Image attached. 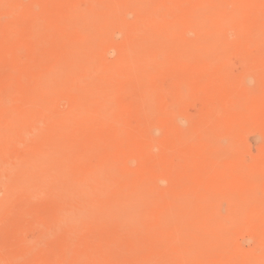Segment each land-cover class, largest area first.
<instances>
[{
  "label": "rangeland",
  "instance_id": "1",
  "mask_svg": "<svg viewBox=\"0 0 264 264\" xmlns=\"http://www.w3.org/2000/svg\"><path fill=\"white\" fill-rule=\"evenodd\" d=\"M109 2L111 4V7L107 9L106 7H108V5H104L109 4ZM112 2L116 4L114 5L116 10L118 9V6L121 5V3L122 7L120 6V9L117 11H115V8L113 7L114 9L112 12ZM117 2H119V5H117ZM131 2H134V4L132 3V5ZM201 2H203L204 4ZM143 4L145 6H143ZM98 5H102L104 9L102 7L101 9L100 7H98ZM123 6H125V9L128 10H130L129 6H131V11L125 10ZM94 7H97L98 9ZM143 7H145V9ZM213 8L214 10H212ZM240 8L242 9V12ZM123 9L125 10V12ZM120 10L123 14L120 12ZM97 11L98 14H100V12L102 11L110 12L108 18L104 17V20L102 19V22H107V19H109L108 24H104L106 29H111L109 27H111L110 22L113 21L111 20L112 18L117 17L114 19V21L118 20L115 21L118 23H112V27L116 25L115 27H117V30H115V27L111 29L110 31H112L113 34L107 32L108 29L107 31L105 30L107 34H110L111 36L103 33L96 37V39L98 38V41L95 38L90 39L91 37L89 38L86 30L83 29V26L84 28H86L85 25L87 27H96V29H99V27L103 28L102 22H100L101 24L94 23V19L97 16ZM114 11L117 13H114ZM219 11L223 13L228 12V14H222L221 17V13H218ZM193 12L196 13V16L198 18L194 16L195 13L193 14ZM80 13L83 16L80 15ZM213 13L219 15L218 18L221 17L224 21L226 20L224 24L227 26L230 24L231 28H229V26L220 27L218 25L219 20L217 19V15H214ZM230 13L231 16L229 17L228 15H230ZM119 14L122 15L118 16ZM240 14L242 16V19H240ZM187 15L189 16V18L187 17ZM85 16H88L89 20L90 18L91 20L89 21L88 18V21L86 20V18L82 20V18ZM193 16L196 17L194 18V21L192 18ZM200 16L201 18L206 16L204 19H207L206 22L208 23L213 20V23H210L212 26H210L209 24L207 25L210 26V30L211 27L212 30L215 28L216 32L214 30V32L212 30L210 31L208 29L209 27L204 24L206 23L204 22V20L201 21L202 23H200ZM226 16L229 17V20ZM209 17L211 20L209 19ZM185 19L186 24H189V21L190 24L191 22L193 24L195 23V29H193L194 27H192L193 24L192 26H190L189 24V27H185L186 24L185 26L183 24L185 22ZM84 20L87 21L85 25ZM214 20L218 21L215 23ZM223 20H220V22L223 23ZM235 22L243 23L241 24L243 25V27L240 26L239 23V28L242 27V30L240 29L241 32L239 31L238 25H235ZM78 23L82 26V30L79 29L80 26L76 28V26H78ZM91 23H94L96 26L94 24V26L91 25ZM201 24H203L202 26L205 25L207 32L204 30L205 27H203L204 31L202 30ZM106 25H108V27ZM196 25L199 28L198 30H196ZM221 26H223V24ZM234 26H236V28ZM220 28H223L222 30H225V32L221 33L223 31ZM218 29L219 32L217 33ZM118 30L120 32H118ZM121 30L123 32H121ZM200 30H202L204 34L203 32H200ZM235 30H238L237 32L241 34H237ZM201 33V38H204V41L207 43V45L210 46V48L206 47V43L201 44V41L203 42V39L198 36ZM214 33L216 38V35L224 34V37H219L218 35L217 38V40H222L220 41V43L222 42L221 45L224 43V47L220 45L222 51H218V55L215 52L217 51L216 48H218V50L221 49L219 47V43L217 44V42L219 41L214 39L217 41L214 42L213 38L215 37H212L211 41V36H214ZM225 33L229 34L226 35ZM84 35L85 37L87 36L86 40L84 38ZM207 36H210L208 37L209 42H207ZM231 37L232 39L234 37L236 38H234L232 41ZM224 38L226 39V41H224ZM190 39L191 43H189ZM192 39L195 40L194 43ZM88 40L92 44L89 43ZM187 40L190 45L186 44ZM131 43L133 45H131ZM127 45H129V48L127 47ZM191 45L193 48L191 47ZM133 46L135 49L133 48ZM137 46L139 47V49H136ZM186 46H188V48ZM259 46V49H261L260 51L257 50ZM183 48H187L189 50H187L188 53ZM255 48L257 51L255 50ZM200 49H202L201 51H203L204 54L206 53L208 55V53L211 52L210 54L212 55L210 56L209 54L208 56H206L205 54L206 57H204V54L200 52ZM206 49H208L209 51L206 52ZM212 49L214 50L212 51ZM127 50L130 53L127 52ZM134 50L136 51V53ZM132 52H134L135 54ZM199 52L200 54H198ZM219 54L220 59H223L222 61L220 60V62L217 58L219 57ZM199 55L201 56L203 62L200 59ZM212 56L214 59L211 58ZM249 57L251 63H249L248 61ZM196 59L199 63L195 62ZM216 60L218 61L216 62ZM106 61H108V63H104ZM90 63V66L92 67H89L88 70V66ZM213 63L215 64V66H213ZM100 64L103 66H101ZM210 64L212 67H208V65ZM250 64L251 67L253 66L252 69L250 68L251 70L248 69L250 67L248 65ZM113 65L115 66V68L113 67ZM200 66L203 68H201ZM84 67H86V70L84 69ZM221 67L223 70H221ZM94 68L95 70H93ZM149 68H151V70ZM246 69L250 70L252 73ZM84 70L86 71V73H88L89 71V77L88 75L86 76ZM224 70H226L227 72ZM229 70L230 72H228ZM211 71H214V73L212 72L211 74ZM255 71L256 73H258L256 74ZM222 73L224 76H226L227 74L229 75L224 77ZM244 73L246 76L244 75ZM95 75L96 78L94 79ZM61 76L64 79L63 82L60 78ZM63 76H65V78ZM232 76H234L238 81ZM59 78L61 80H59ZM60 81L63 84H60ZM48 82L51 85H53L52 83L56 82L53 86H56L57 90L56 88L51 87L49 84H47ZM237 82L238 84H240L238 85ZM45 83L47 84V87ZM84 83L85 86L82 85ZM43 85L46 87L45 89ZM60 85L61 91L59 90ZM190 85H192V87ZM231 85H235L236 87ZM262 86L264 87V0H0V126H3L0 127V264H146V262L147 264H156L157 262V264H173L174 261L176 264H181L182 262V264H192V261H194V259V264H200L202 260L208 262H205V264H218V262L219 264L223 262V264H245V259H250V256L252 258L249 261H253V259L256 260V256L264 260V254L262 253L264 252V228L261 229L259 225L255 226L260 231V236L258 235V233H256L257 236H255L256 234L253 233V231L248 234V232L246 233V230H244V226L246 224L245 222L248 221V219L246 218L251 217V214L253 213L252 208H254V206H251V202H249V195L253 196V193H250V189L254 188L253 190H255V186H257V188L259 187L260 189H256L254 191L255 194L256 192H258L257 194H259L261 186L262 184H264V157H261L264 155V142H262V138L264 137V126L261 127V125H263L264 123V88H262ZM232 87L234 88L233 90ZM239 87L241 88V90H239ZM52 88L53 91L51 93L49 90H52ZM249 88L251 89V92ZM256 90H258V92H256ZM101 92L103 93V96ZM259 92L261 93L259 94ZM234 93L236 97L235 95H232ZM248 93L251 94L248 95ZM148 94H152L150 95L151 97L148 96ZM180 95L182 97L183 95L186 97L188 95L189 97L186 98V100L188 99L191 102V105L188 100L187 101L189 103H187V101L182 102L181 100H183L185 97L181 98ZM240 95L241 97H239ZM36 97H38L39 101ZM110 97L112 98L109 99ZM190 97L194 99L191 100ZM43 98L44 102L48 101L46 105L42 104ZM95 99L97 101H95ZM195 99L196 102H194ZM92 101H95V103H92ZM198 101H201V103H199ZM144 102L146 104H144ZM178 102L180 103V105H178ZM243 103H245V105ZM38 105L40 106V108ZM31 106L34 113L32 111V108H30ZM34 106L37 110L34 108ZM215 107L219 109H216ZM225 107L229 110L225 109ZM27 108H29L30 110ZM215 109L216 113L215 111L212 112V110ZM248 109H250L251 111H248ZM18 111L22 112L19 113ZM175 111L177 112L175 113ZM227 111L230 113H228ZM233 111H235L237 114ZM24 112L28 115L22 114ZM211 112L213 113L212 116L210 114ZM238 112L242 114H239ZM227 114L231 115L228 116ZM184 115L187 119L184 117ZM241 115L242 117H244L242 118ZM221 116L222 118H220ZM236 116L238 120L236 119ZM65 117L67 119L70 117L71 119L69 118L68 121L67 119H65ZM112 117H114V119H112ZM172 117H178L179 119H175L178 123H175V120ZM240 117L242 118V120ZM20 118L22 119L19 120ZM81 118H83L84 120L81 121ZM85 118L87 120H85ZM154 118L155 121H152L154 120ZM227 118H229L230 120ZM170 120H172L171 122L175 124H172ZM221 120L223 121L221 122ZM167 121L170 127H168ZM194 123H197L198 126ZM237 124L239 126L238 128ZM240 124H242V126ZM226 125L229 126L227 127ZM234 125L236 126V129L233 128ZM203 126L206 128H204ZM181 127L184 129H182ZM198 127L201 129H199ZM240 127L242 129H240ZM173 128L175 130H173ZM178 128H180L181 130H178ZM230 128H232L233 130ZM211 130H216L213 132L217 133V136L216 134L214 135ZM234 131L235 133H237L236 135L234 134ZM240 132L242 133L240 134ZM154 133L155 135H153V137L155 139L151 136V134ZM188 133L191 135H189ZM223 133L225 136H223ZM182 134L183 136L185 135V138L182 136ZM4 135H7L8 139ZM123 135H125V137ZM261 135L263 136L261 137ZM169 137L171 139H169ZM202 138L204 140H202ZM185 139L188 144L186 143ZM187 139L190 141H188ZM194 139H196L197 141ZM215 140L219 142L215 144V142H217ZM163 141L165 143H163ZM242 141L244 144H246L245 146ZM247 141L249 142V145ZM259 142H261L260 145ZM211 143L213 145L215 144L214 147L212 146V149L210 146ZM234 143H236L238 147L234 145ZM195 144H197V146ZM247 145L248 147H246ZM225 147L229 149L226 150ZM233 147H235L236 150L235 148L233 149ZM205 149L207 150V152ZM232 149L233 151L235 150V156H232ZM167 152L169 155L167 154ZM213 156H216V158ZM218 157H222L223 159L220 158V160ZM180 158L182 160H180ZM211 160H213L214 163H212L213 161ZM16 162H20V167L17 166L19 163ZM157 163H159V165H157ZM225 163H229L228 166ZM194 164L197 166H195ZM221 165L224 166V169ZM16 166L18 167V170ZM155 166L159 168H155ZM181 166L184 167L183 169L185 170H182ZM207 166H209L210 168ZM205 167H207V169ZM13 168H15L16 171L13 170L15 172L11 171V169ZM246 168H249V170L251 169L250 173L252 172V174H250L248 172L249 170ZM186 169L190 171H187ZM225 170L227 171V173ZM229 170L230 173L228 172ZM206 171L207 173L205 174ZM210 171L212 173H210ZM253 171H255L254 174ZM158 172L160 173V175ZM242 172H244L243 177H241L243 175ZM261 172L263 173L261 174ZM12 174L14 176H12ZM188 174L190 176H188ZM247 174L251 175V177H254V179L250 178L248 180L250 176H248ZM173 175H175V177ZM218 176H220V178ZM187 177H190V179L188 180ZM184 178H187V180H185ZM183 180L184 184L188 183V185H183ZM85 181H87L86 184ZM260 181H263V183H260ZM215 182H218V185ZM221 182L223 183L220 184ZM212 183L214 185H212ZM252 183L256 185L252 187ZM189 184L191 187L189 186ZM247 184L248 186L252 184V186L248 187ZM137 185L140 186L138 187ZM194 185H196L195 187H197L198 189L195 188ZM207 187H209V189H207ZM214 187H216V190ZM227 187L229 188L228 191L227 189H225ZM149 188L150 190H148ZM211 188L213 189L211 190ZM141 189L143 191H141ZM144 189L146 190V193ZM203 189L205 190V192L203 191V195H201V191ZM206 190H208L209 193H207ZM123 191H125L127 194ZM151 191H154L156 194ZM211 191L212 193H210ZM239 191H241V193H239ZM141 192L145 196H147L148 199L144 195L142 196ZM232 193H234V195ZM177 194L180 195L181 198H176L178 196ZM204 194L209 195L205 196ZM240 194H242V196ZM237 195H240L242 197L240 198L238 196L240 198L241 204H237V202L239 203V198L237 197ZM259 195L263 196L264 193H260ZM162 196L164 198H162ZM199 196L202 199L203 197H205L204 199H206L203 202H200L203 203V205H201L200 203L198 204V202L200 201V199H198ZM212 196L213 198H211ZM189 197H192L193 199H188ZM244 197L247 200L245 202ZM263 197H257L256 203H259L261 200L263 202L261 203L263 207H260L264 210ZM178 199L181 200V204H184V206H180L181 204ZM225 199L226 201H224ZM234 199H237V202L234 201ZM176 200L179 201V203ZM121 201L125 202L123 204L124 208ZM171 201L175 203L177 202L178 204L172 207L175 203H172ZM189 201L191 203L197 202L195 203L197 208H193V210L195 211L197 209L195 213L201 212V217H198L199 219L203 218L201 222L206 221L203 222V224L205 223V225H203L204 227L206 226V223L208 224V221H212V219H210L211 216L216 218V216L218 215L216 221L220 220V222L224 218V223H222V220L221 223L217 222L218 224H220L218 226L216 222L214 224L212 223L213 225H207V231L211 230V232H214L211 234V232L209 231L210 234H208V232L207 237L204 236V234H202L203 232L201 231L205 232V228H203L200 220L198 221V218L197 220L195 219V213L193 214L192 212H190L192 210V207L189 205L193 206V204L187 203ZM211 201L212 205L215 207H217L216 204L219 202L218 207H221L222 205V211H220L218 207L216 208V212L214 210H211ZM246 202H248V204ZM208 203L210 204L208 205ZM230 203L234 207L237 204L236 208H241V206L243 207V205H249L250 207L248 206L246 208L244 206L246 208V211L243 207L242 209L245 212L242 209V211L239 209L240 211L237 210L236 215V212L233 213L232 211L234 209L232 206V210H230ZM187 204L189 207H191V209L188 208L190 209V211L187 210L186 212L191 214V216H187L188 213H185V210H183L184 208L186 209V207H188ZM254 204L255 203L252 202V205ZM199 205L201 207H198ZM204 205H208L206 206L207 208H205ZM133 206L135 207V211L137 210L138 213H134V210H132L133 212L130 211ZM115 207L116 209L119 208L117 213H115L114 211ZM128 207L130 209L127 210ZM224 207L226 208V210ZM249 208L251 209V211H248ZM208 209L211 210V212ZM121 211L123 213H121ZM176 211H178V213ZM179 211L183 212V214L181 212L179 214ZM238 211L240 212V214L243 213L242 215L244 216L250 214L244 217V223L240 219L239 220L241 222L238 219L234 218L237 216L238 218L240 217L243 219V216L239 215ZM141 212H143L144 215L143 213L141 214ZM165 212H167V214ZM173 212H176L177 215ZM207 212L208 215L206 216L208 217L204 215V213L207 214ZM246 212L248 213L244 214ZM164 213L166 217L164 216ZM106 214H108L109 216L107 217ZM113 214H117L116 217H119V220L117 218L112 219V217H114ZM132 214H134V216ZM192 214L194 216H192ZM172 215H174V219H176L175 215L177 217H179L178 215H181V217L187 216V219L182 217L183 223L185 224L181 223V226L183 225L184 228L187 229V231H189L191 234L188 235L189 232H186V230L184 232H186L185 234H187V237L182 234L181 231H183V226H180L182 218L177 219L179 223L178 227H172V225H170V223H173L170 221L174 220L173 218V220L171 219ZM131 216H133L134 218ZM137 216L139 217L138 219L135 218ZM219 216L224 217L219 219ZM226 216L229 217L226 218ZM106 217L108 218V220ZM124 217L127 218L125 219V221H123ZM169 218L171 220H169ZM138 220H140V222ZM167 220H169L170 223H167ZM175 223L177 225L176 220L174 221V225ZM237 223L239 224L238 226L240 231H238V229L234 230L235 227L238 228ZM250 223L247 224L253 226L257 222L255 221V224L253 222L252 224ZM167 224L170 226L168 227ZM232 224L236 226L233 228ZM247 224L246 226L250 228V226ZM197 225V230L200 232H196L199 233L197 235V238H199L201 234V239L199 238L201 241L199 239L195 240L196 233L192 230L193 227H195L196 229ZM222 225H224L225 228ZM139 226H141V229L139 228ZM199 226L201 228V231L199 230ZM209 226H211V228H207ZM216 226L218 229L216 228ZM190 227H192V229ZM242 227L244 228L242 229ZM255 227L252 230H255ZM126 228H130L134 231L131 232L130 229L127 230ZM177 228H179V230ZM248 228L247 231L250 230ZM176 230L180 231L181 234H178L179 232ZM172 231H176L177 233H172ZM227 231L231 232L228 234L226 233V237V234H224V232ZM234 231H238V235L236 233L234 235L235 240L233 236ZM142 232L144 236H142ZM215 232L217 233V237L215 235ZM170 234L172 235L170 236ZM174 235L178 240L176 239V237H174ZM191 235H193V237H191L192 239L190 238ZM214 235L216 237V240L214 239ZM222 237L224 238V241L223 239L221 240V242L218 241ZM179 238H181L182 240ZM186 238H188L189 240H187ZM190 239L192 240V242H190ZM204 239H207V242ZM229 239H231L230 241L232 242H230ZM252 239L254 240V242ZM158 240H160V242ZM180 240L184 241L185 245L181 243ZM193 240L196 242V244L194 245L196 246V248L193 246V244L195 243ZM214 240L215 243H213ZM137 241L139 242L137 243ZM185 241H187L188 244ZM208 241L210 242V246H213L211 242L214 244V249L213 247L209 246V252L206 253L208 249L204 247H206V245L208 246ZM227 241H229L230 243H228ZM233 241L235 242L233 243ZM142 242H146V244H143ZM219 242L222 244H219ZM256 242L258 243V245H260V247L256 245ZM198 243L200 245H198ZM224 243H226L227 245L225 246ZM231 243L232 246L234 244V249L230 245ZM242 243L245 247L241 245ZM201 245L203 246V250L201 249ZM222 245H224L225 247ZM161 246L162 248H160ZM227 246H229L230 248ZM257 246L258 248H256L255 250V247ZM191 247H193V250H191ZM218 247H220V249ZM221 247H224L222 249H224L225 252H221ZM210 248H212L213 250H211ZM216 248L219 249L217 250L218 252H216ZM179 249L181 251H179ZM228 249H231V252L235 251L236 254H234V252L231 254L230 252L231 255L234 254L233 257L235 258H232V256L229 255ZM93 252H95V254ZM253 252L256 254H254ZM164 254L167 258L164 256ZM238 254L242 256L245 255V259H243L242 261L241 258L243 257H241L240 259L237 258L236 255ZM160 255H162V257H159ZM204 255H208L207 258ZM254 256L255 258H253ZM91 258L93 259L91 260ZM94 258H97V261ZM199 258L201 260H199ZM149 259H151V263H149ZM221 259L224 260L222 261ZM260 259H258L257 261L262 264L264 261L260 262ZM204 261H202V263Z\"/></svg>",
  "mask_w": 264,
  "mask_h": 264
},
{
  "label": "bare ground",
  "instance_id": "2",
  "mask_svg": "<svg viewBox=\"0 0 264 264\" xmlns=\"http://www.w3.org/2000/svg\"><path fill=\"white\" fill-rule=\"evenodd\" d=\"M22 1H23V0H22ZM204 2H206V1H204ZM123 3H124V2H123ZM125 3H126V2H125ZM132 3L134 4V2H131V4H132ZM201 3H203V2H201ZM133 4H132V5H133ZM138 4H139V3H138ZM144 4H145V3H144ZM144 4H143V6H145ZM147 4H148V3H147ZM203 4H204V3H203ZM205 4H206V3H205ZM22 5H23V4H22ZM94 5H96V4H94ZM107 5H108V7H106L107 9H108L109 7H111L110 2H109V4H105L104 6H107ZM109 5H110V6H109ZM114 5H116V4L112 2V9H111L112 12H113V9L115 8ZM117 5H119V2H117ZM125 5H127V4H125ZM120 6L122 7V3H121V5L118 6V9H117V10L120 9V8H119ZM136 6H137V5H136ZM147 6H148V5H147ZM98 7H100V8L102 7V8H103L102 5H101V6L98 5ZM113 7H114V8H113ZM123 7H124V9L126 8L125 6H123ZM127 7H128V6H127ZM129 7H130V8H129L130 10H128V9H125V10H127V11H131V6H129ZM141 7H142V6H141ZM151 7H152V6H151ZM157 7H158V6H157ZM213 7H214V6H213ZM94 8L98 9L97 7H94ZM100 8H99V9H100ZM102 8H101V9H102ZM133 8H135V7H133ZM143 8L145 9V7H143ZM143 8H142V9H143ZM101 9H100V10H101ZM103 9H104V8H103ZM124 9H123V10H124ZM139 9H140V8H139ZM147 9H148V8H147ZM237 9H238V7H237ZM111 10H109V11H111ZM117 10H116V8H115V11H117ZM121 10H122V9H121ZM121 10H120V12L122 13ZM125 10H124V12H125ZM133 10H134V9H133ZM152 10H153V8H152ZM152 10H151V11H152ZM212 10H214V8H213ZM215 10H216V8H215ZM221 10H222V8H221ZM231 10H232V9H231ZM240 10H241V12H242V9H241V8H240ZM105 11H106V10H105ZM105 11L100 12V14H98V11H97V16H98V17L95 15V16H96V18L94 19L95 22H94V21H92V22H94V23H96V24H99L100 22H102V19L104 20V17H107V18H108V15H109L110 12H105ZM115 11H114V13H117V12H115ZM195 11H196V10H195ZM225 11H226V8H225ZM196 12H197V11H196ZM214 12H215V11H214ZM223 12H224V10H223ZM223 12H221V11L218 12L219 14L221 13V14H220L221 17H222V14H226V13L228 14V12H226V13H223ZM230 12H232V11H230ZM75 13H76V11H75ZM82 13H83V12H82ZM190 13H191V12H190ZM194 13H195V12H193V14H194ZM211 13H212V12H211ZM122 14H123V13H122ZM122 14H121V15H122ZM124 14H125V13H124ZM128 14H129V13H128ZM213 14H214V13H213ZM215 14H216V13H215ZM215 14H214V15H215ZM80 15H82V14L80 13ZM89 15H90V14H89ZM121 15L119 14L118 16H121ZM166 15H167V13H166ZM185 15H186V14H185ZM216 15H217V14H216ZM255 15H256V14H255ZM82 16H83V15H82ZM115 16H117V15H115ZM194 16H196V13H195ZM194 16L192 17V18H193V21H194V18L197 17V16H196V17H194ZM203 16H204V15H203ZM208 16H209V14H208ZM218 16H219V15H217V19L219 20V24H218V23H217V24H218L220 27H225V26H227V25L224 24V22H226V20L224 21L223 18H221V17H219V18H220V19H219ZM228 16L230 17V16H231V13H230V15H228ZM232 16H234V15H232ZM113 17H114V15H113ZM187 17L189 18L188 15H187ZM205 17H206V16H205ZM205 17L201 18V16H200L201 19L199 18L200 21H199V20H198V21H199L200 23H202L201 21H203V20H204V22H206L207 19H204ZM213 17H216V16H213ZM226 17H227V16H226ZM229 17H227L228 20H229ZM238 17H239V16H238ZM84 18H86V20H87L88 16H87V17H86V16L83 17L82 20H83ZM110 18H111V16H110ZM115 18H117V17H115ZM115 18H112V19H111V20H113L112 22H110V26H111V27H109V28H111V29H113V28L116 26V25H114V27H112V23L115 22V21H118V20H115V21H114ZM197 18H198V17H197ZM207 18H208V17H207ZM232 18H233V17H232ZM232 18H230V19H232ZM234 18H235V17H234ZM70 19H71V18H70ZM209 19H210V17H209ZM214 19H216V18H214ZM224 19H225V18H224ZM238 19H239V18H238ZM240 19H242L241 14H240ZM82 20H81V21H82ZM88 20H89V18H88ZM88 20H87V21H88ZM90 20H91V18H90ZM90 20H89V21H90ZM107 20H108L107 22L105 21L106 23H105V22H102V23H103V28L99 27V29H96V27L93 28V27H89V26H88V27H89V28H88V27L85 25V24L87 23V21L84 20V21H85V22H84V25H85L86 28H84V26H83V29L86 30L87 35L89 36V38L91 37L90 39H94V38L96 39L97 36H99V35H101V34H103V33H105V34H107V32L112 33V31H110L111 29H108V28H107V29H108V31H107V29H106V27H105V25H104V24H108L109 19H107ZM188 20H189V19H188ZM188 20H187V21H188ZM210 20H211V19H210ZM218 20H216V21L214 20L215 23H216ZM220 20H221V21L223 20V23H221ZM235 20H236V19H235ZM127 21H128V20H127ZM195 21H196V20H195ZM212 21H213V20H212ZM212 21L210 22L211 24L213 23ZM230 21H231V20H230ZM237 21H238V20H237ZM240 21H241V20H240ZM204 22H203V23H204ZM88 23H89V22H88ZM94 23H91V25H93ZM115 23H118V22H115ZM210 23L206 22V23H204V24H205V25L209 24L210 26H212ZM230 23H231V22H230ZM235 23H236V22H235ZM239 23H240V26L243 27V25H241V24H243V23H242V22H239ZM239 23L237 22V23L235 24L236 26L238 25V28L240 27V26H239ZM100 24H101V23H100ZM183 24H184V26H185V24H186V19H185V22H184ZM187 24H188V23H187ZM187 24H186L185 27H187V26L189 27L190 21H189V24H188V25H187ZM192 24H193V23L191 22L190 26H192ZM222 24H223V26H221ZM94 25H95V24H94ZM94 25H93V26H94ZM123 25H124V24H123ZM123 25H122V27H123ZM202 25H203V24H201V26H202ZM205 25L201 27L202 30H203V27H205ZM214 25H215V24H214ZM214 25H213V26H214ZM233 25H234V24H233ZM79 26H80V27H79ZM95 26H96V25H95ZM100 26H102V25H100ZM106 26L108 27V25H106ZM119 26H121V25H119ZM194 26H195V23L193 24L192 27H194ZM210 26L207 25V27H209V28H208L209 30H210ZM228 26H229V28H231V27H230V24H229ZM228 26H227V27H228ZM236 26H234V27L236 28ZM258 26H259V25H258ZM78 27H79L80 30H82V29H81L82 26L79 25V23H78V26H76V28H78ZM104 27H105V28H104ZM124 27H125V26H124ZM192 27H190V28H192ZM196 27H197L196 30H198L199 28H198L197 25H196ZM242 27H241V28H242ZM250 27H251V26H250ZM76 28H75V29H76ZM100 28H101L102 30H101ZM115 28H116L115 30H117V27H115ZM118 28H119V27H118ZM213 28H214V27H213ZM235 28H232V29H235ZM241 28H239V31H240ZM260 28H261V27H260ZM122 29H123V28H122ZM193 29H195V27H194ZM220 29L222 30L223 28H220ZM224 29H225V28H224ZM232 29H231V30H232ZM105 30H106L107 32H106ZM202 30H200V32H203L204 30L206 31V27L204 28L203 31H202ZM211 30H212V27H211ZM211 30H210V31H211ZM213 30L215 31V28H214ZM213 30H212V31H213ZM221 30H220V31H221ZM226 30H227V29H226ZM241 30H242V29H241ZM243 30H244V29H243ZM214 31H213V32H214ZM222 31H223V30H222ZM235 31H236V30H235ZM237 31H238V30H237ZM237 31H236V32H237ZM244 31H245V30H244ZM246 31H247V30H246ZM257 31H258V30H257ZM257 31H256V32H257ZM115 32H116V31H115ZM115 32H114V33H115ZM118 32H120V31L118 30ZM121 32H123V31L121 30ZM206 32H207V31H206ZM215 32H216V31H215ZM218 32H219V29H218L217 33H218ZM224 32H225V30H224L223 32H221V33H224ZM229 32H230V31H229ZM240 32H241V31H240ZM79 33H80V32H79ZM197 33H199V32H197ZM253 33H254V32H253ZM105 34H104V35H105ZM112 34H113V33H112ZM115 34H116V33H115ZM203 34H204V32H203ZM206 34H207V33H206ZM225 34L227 35V34H229V33H225ZM237 34H241V33H238V32H237ZM237 34H236V35H237ZM78 35H79V34H78ZM107 35H110V34H107ZM201 35H202V33L199 34L198 36H200V38H201ZM213 35H214V36H211V41H212V37H215V33H214ZM218 35H219V34H218ZM218 35H216L217 38H218ZM226 35H225V36H226ZM110 36H111V35H110ZM220 36L224 37V34H223V35L220 34L219 37H220ZM254 36H255V35H254ZM86 37H87V36H86ZM86 37H85V35H84L85 40H86ZM92 37H93V38H92ZM196 37H197V36H196ZM208 37H210V36H207V38H208ZM241 37H242V36H241ZM260 37H261V36H260ZM84 38H83V39H84ZM217 38L215 37V38H213V40H214V39L217 40ZM234 38H236V37H234ZM234 38H233V39H234ZM237 38H238V37H237ZM243 38H244V37H243ZM90 39H89V40H90ZM194 39H195V38H194ZM194 39H192L193 43L195 42ZM198 39H199V38H198ZM198 39H196V40H198ZM201 39H203V42L200 40V41H201V44H202V43H206V42L204 41V38H201ZM231 39H232V37H231ZM233 39H232V41H233ZM238 39H239V38H238ZM89 40H88V42L91 43ZM96 40L98 41V38H97ZM185 40H186V38H185ZM216 40H214V42H215ZM246 40H247V39H246ZM93 41H94V40H93ZM93 41H92V42H93ZM97 41H96V42H97ZM106 41H107V40H106ZM200 41H199V42H200ZM217 41H219V42H217ZM217 41H216V42H217V44L219 43V47H220V45H221V43H222V42L220 43V41H222V40L220 39V40H217ZM224 41H226L225 38H224ZM232 41H231V43H232ZM236 41H238V40H236ZM236 41H235V42H236ZM113 42H114V41H113ZM196 42H197V41H196ZM199 42H198V43H199ZM207 42H209V38L207 39ZM244 42H245V40H244ZM244 42H243V44H244ZM114 43H115V42H114ZM126 43H127V41H126ZM128 43H130V42H128ZM140 43H141V42H140ZM189 43H191V39H190ZM189 43H188V40H187V43H186V44L188 45ZM198 43H197V44H198ZM82 44H83V43H82ZM91 44H92V43H91ZM91 44H90V45H91ZM133 44H134V42H133ZM133 44L131 43V45H133ZM138 44H139V42H138ZM186 44H185V45H186ZM201 44H200V47H201ZM215 44H216V43H215ZM229 44H230V43H229ZM245 44H246V43H245ZM115 45H116V44H115ZM189 45H190V44H189ZM128 46H129V45H127V47H128ZM135 46H136V44H135ZM179 46H180V44H179ZM204 46H205V44H204ZM214 46H215V45H214ZM221 46L224 47V43H223ZM248 46H249V45H248ZM260 46H261V45H260ZM260 46L257 48V50H259V51L261 50V49H259ZM186 47L188 48V46H186ZM191 47H192V45H191ZM198 47H199V46H198ZM206 47H207V48H210V46L207 45V43H206ZM216 47H217V45H216ZM256 47H257V46H256ZM112 48H113V47H112ZM128 48H129V47H128ZM133 48H134V46H133ZM133 48H132V49H133ZM137 48L139 49L138 46L136 47V49H137ZM187 48H186V49L183 48V49L186 50V52L188 53L189 50H188ZM189 48H190V47H189ZM192 48H193V47H192ZM220 48H221V47H220ZM238 48H239V47H238ZM241 48H242V47H241ZM122 49H123V48H122ZM125 49H126V48H125ZM134 49H135V48H134ZM216 49H217V51H216L215 53H217V52L220 51V50L222 51V48L219 49V50H218V48H216ZM223 49H224V48H223ZM231 49H232V48H231ZM120 50H121V49H120ZM128 50H129V49H128ZM128 50H127V52L130 51V50H129V51H128ZM184 50H183V51H184ZM187 50H188V51H187ZM192 50H193V49H192ZM198 50H199V49H198ZM201 50H202V49H200V52H202V54H204L203 51H201ZM213 50H214V49H212V51H213ZM224 50H225V49H224ZM255 50H256V48H255ZM257 50H256V51H257ZM134 51H135V50H134ZM196 51H197V50H196ZM207 51H209V50L206 49V52H207ZM125 52H126V51H125ZM138 52H139V51H138ZM184 52H185V51H184ZM193 52H194V51H193ZM197 52H198V51H197ZM200 52H199L198 54H200ZM104 53H105V52H104ZM129 53H130V52H129ZM132 53H134V52H132ZM135 53H136V51H135ZM135 53H134V54H135ZM139 53H140V52H139ZM210 53H211V52H210ZM210 53H208V55H209ZM220 53H221V52H220ZM228 53H229V52H228ZM228 53H226V54H228ZM256 53H257V52H256ZM256 53H255V54H256ZM123 54H124V52H123ZM183 54H184V53H183ZM202 54H201V55H202ZM205 54H206V53H205ZM205 54H204V57L208 56L207 54H206V56H205ZM249 54H250V53H249ZM262 54H263V53H262ZM192 55H193V53H192ZM211 55H212V54H210V56H211ZM217 55H218V53H217ZM194 56H195V55H194ZM199 56H200V55H199ZM202 56H203V55H202ZM210 56H209V57H210ZM223 56H224V52H223ZM223 56H222V57H223ZM251 56H252V55H251ZM255 56H256V55H255ZM193 58H194V57H193ZM202 58H203V57H202ZM211 58H213V56H212ZM214 58H215V55H214ZM214 58H213V59H214ZM217 58L219 59V62H220V60H221V59H220V54H219V57H217ZM262 58H263V57H262ZM191 59H192V58H191ZM200 59H201V56H200ZM252 59H253V58H252ZM68 60H69V59H68ZM105 60H106V59H105ZM201 60H202V59H201ZM211 60H212V59H211ZM222 60H223V59H222ZM222 60H221V61H222ZM192 61H193V60H192ZM192 61H191V62H192ZM194 61H195V60H194ZM217 61H218V60H216V62H217ZM248 61H249V63H251V62H250V57H249V60H248ZM252 61H253V60H252ZM71 62H73V61H71ZM80 62H82V61H80ZM195 62L199 63V62L197 61V59H196ZM200 62H201V61H200ZM202 62H203V60H202ZM206 62H208V61H206ZM83 63H84V62H83ZM85 63H86V62H85ZM104 63H108V61H106V62H104ZM214 63H215V61H214ZM214 63H213V64H214ZM221 63H223V62H221ZM221 63H220V64H221ZM249 63H248V64H249ZM254 63H256V62H254ZM112 64H114V63H112ZM188 64H189V63H188ZM193 64H194V63H193ZM195 64H196V63H195ZM204 64H205V63H204ZM204 64H203V65H204ZM217 64H218V63H217ZM90 65H91V63H90L89 66H88V70H89V67H92V66H90ZM96 65H97V64H96ZM100 65H101V64H100ZM115 65H116V64H115ZM223 65H224V64H223ZM252 65H253V64H252ZM101 66H103V65H101ZM189 66H190V65H189ZM194 66H195V65H194ZM206 66H207V65H206ZM210 66H211V64L208 65V67H210ZM213 66H215V64H214ZM248 66H250L248 69H250V68L252 69V67H253V66L251 67V64L248 65ZM113 67L115 68L114 65H113ZM195 67H196V66H195ZM198 67H199V66H198ZM200 67H201V66H200ZM211 67H212V66H211ZM222 67H223V66H222ZM222 67H221V70H223ZM85 68H86V67H84V69H85ZM95 68H96V67H95ZM95 68H94L93 70H95ZM108 68H110V67H108ZM187 68H188V67H187ZM201 68H203V67H201ZM112 69H113V68H112ZM149 69L151 70V68H149ZM190 69H191V68H190ZM205 69H206V68H205ZM210 69H211V68H210ZM224 69H225V68H224ZM244 69H245V68H244ZM248 69H246V70H248ZM251 69H250V70H251ZM85 70H86V69H85ZM85 70H84V71H85ZM188 70H189V69H188ZM196 70H197V69H196ZM211 70H212V69H211ZM227 70H228V68H227ZM250 70H248V71H250ZM254 70H255V69H254ZM254 70H253V73H254ZM258 70H259V69H258ZM47 71H48V70H47ZM52 71H53V70H52ZM190 71H191V70H190ZM207 71H208V70H207ZM217 71H218V70H217ZM224 71H226V70H224ZM243 71H244V70H243ZM50 72H51V71H50ZM90 72H91V71H90ZM94 72H95V71H94ZM94 72H93V73H94ZM149 72H150V71H149ZM212 72L214 73V71H211V74H212ZM226 72H227V71H226ZM228 72H230V70H229ZM250 72H251V71H250ZM46 73H47V72H46ZM83 73H84V72H83ZM85 73H86V71H85ZM88 73H89V71H88ZM88 73H86V76L88 75V77H89V74H90V73H89V74H88ZM224 73H225V72H224ZM251 73H252V72H251ZM255 73H256V71H255ZM257 73H258V72H257ZM257 73H256V74H257ZM48 74H49V73H48ZM51 74H53V73H51ZM60 74H61V73H60ZM64 74H66V73H64ZM256 74H254V75H256ZM261 74H263V73H261ZM40 75H41V74H40ZM42 75H43V74H42ZM190 75H191V74H190ZM222 75H223V73H222ZM228 75H229V74H227L226 76H228ZM231 75H232V74H231ZM238 75H239V74H238ZM244 75H245V73H244ZM249 75H250V73H249ZM251 75H253V74H251ZM46 76H47V75H46ZM59 76H60V75H59ZM66 76H67V75H66ZM82 76H83V75H82ZM220 76H221V75H220ZM223 76H224V75H223ZM226 76H224V77H226ZM242 76H243V75H242ZM245 76H246V75H245ZM63 77L65 78V76H63ZM84 77H85V76H84ZM88 77H86V78H88ZM230 77H231V76H230ZM232 77H234V76H232ZM243 77H244V76H243ZM256 77H257V76H256ZM42 78H44V77H42ZM52 78H53V77H52ZM60 78L62 79V82H63L64 79L62 78V76H61ZM60 78H59V80H61ZM78 78H79V77H78ZM95 78H96V75H95L94 79H95ZM189 78H190V77H189ZM219 78H220V77H219ZM234 78H235V77H234ZM247 78H249V77H247ZM258 78H259V77H258ZM262 78H263V77H262ZM50 79H51V78H50ZM222 79H223V78H222ZM231 79H233V78H231ZM235 79H236V78H235ZM235 79H234V80H235ZM243 79H244V78H243ZM245 79H246V78H245ZM255 79H256V78H255ZM255 79H254V80H255ZM260 79H261V76H260ZM42 80H43V79H42ZM51 80H52V79H51ZM81 80H82V79H81ZM92 80H93V78H92ZM186 80H187V79H186ZM236 80H237V79H236ZM240 80H242V79H240ZM90 81H91V80H90ZM90 81H89V82H90ZM216 81H217V80H216ZM225 81H227V80H225ZM237 81H238V80H237ZM243 81H244V80H243ZM45 82H46V81H45ZM51 82H52V81H51ZM98 82H99V81H98ZM182 82H183V81H182ZM189 82H190V80H189ZM192 82H193V81H192ZM232 82H234V81H232ZM232 82H231V83H232ZM259 82H260V81H259ZM33 83H34V82H33ZM54 83H56V82H54ZM54 83H52V84L54 85ZM80 83H81V82H80ZM80 83H79V84H80ZM211 83H212V82H211ZM216 83H217V82H216ZM231 83H230V84H231ZM235 83H236V82H235ZM245 83H246V82H245ZM45 84H46V83H45ZM47 84H49V82H48ZM47 84H46V87H47ZM60 84H63V83H61V81H60ZM103 84H104V83H103ZM213 84H214V83H213ZM227 84H228V83H227ZM237 84H238V82H237ZM239 84H240V83H239ZM239 84H238V85H239ZM259 84H260V83H259ZM37 85H40V84H37ZM49 85H50L51 87L56 88V86H53V85H51V84H49ZM49 85H48V86H49ZM55 85H56V84H55ZM82 85L85 86V83L82 84ZM105 85H106V84H105ZM187 85H188V84H187ZM211 85H212V84H211ZM235 85H236V84H235ZM235 85H231V86H235ZM241 85H242V84H241ZM256 85H257V84H256ZM260 85H261V84H260ZM50 86H49V87H50ZM96 86H97V85H96ZM185 86H186V84H185ZM190 86L192 87V85H190ZM190 86H189V87H190ZM236 86H237V85H236ZM236 86H235V87H236ZM43 87H44V89L46 88L44 85H43ZM181 87H182V86H181ZM181 87H180V88H181ZM187 87H188V86H187ZM216 87H218V86H216ZM249 87H250V86H249ZM252 87H253V86H252ZM36 88H37V87H36ZM60 88H61V85L59 86V90H60ZM247 88H248V87H247ZM247 88H246V89H247ZM255 88H256V87H255ZM255 88H254V89H255ZM262 88H264V87L262 86ZM84 89H85V88H84ZM95 89H96V88H95ZM188 89H189V88H188ZM233 89H234V88L232 87V90H233ZM237 89H238V87H237ZM249 89H250V88H249ZM249 89H248V90H249ZM41 90H43V89H41ZM56 90H57V88H56ZM86 90H87V89H86ZM88 90H89V89H88ZM180 90H182V89H180ZM239 90H241L240 87H239ZM242 90H243V89H242ZM49 91L52 93L53 88H52V90H49ZM60 91H61V90H60ZM236 91H237V90H236ZM56 92H57V91H56ZM182 92H183V91H182ZM243 92H244V91H243ZM250 92H251V89H250ZM256 92H258V90H256ZM261 92H262V89H261ZM261 92H259V94H260ZM101 93H102V92H101ZM187 93H188V92H187ZM254 93H255V91H254ZM254 93H252V94H254ZM35 94H36V93H35ZM45 94H46V92H45ZM88 94H90V93H88ZM185 94H186V93H185ZM185 94H184V95H185ZM236 94H237V93H236ZM249 94H251V93H248V95H249ZM256 94H258V93H256ZM33 95H34V94H33ZM52 95H53V94H52ZM86 95H87V94H86ZM150 95H152V94H148V96H150ZM181 95H182V94H181ZM181 95H180V96H181ZM184 95H183V97H185V98H184L183 100H181L182 102H184V101L186 102V101L188 100V99L186 100V98L189 97L188 95H187V97L184 96ZM193 95H194V94H193ZM232 95H235V93L232 94ZM241 95H242V94H241ZM241 95H240L239 97H241ZM35 96H36V95H35ZM37 96H38V95H37ZM45 96H46V95H45ZM45 96H44V97H45ZM50 96H51V94H50ZM50 96H49V97H50ZM99 96H100V95H99ZM102 96H103V93H102ZM178 96H179V95H178ZM190 96H191V95H190ZM200 96H201V95H200ZM243 96H244V95H243ZM246 96H247V95H246ZM92 97H94V96H92ZM92 97H91V98H92ZM150 97H151V96H150ZM150 97H149V98H150ZM183 97L181 96V98H183ZM229 97H230V96H229ZM229 97H228V98H229ZM235 97H236V95H235ZM239 97H238V98H239ZM11 98H12V97H11ZM36 98H37V100H38V97H36ZM40 98H42V97H40ZM89 98H90V96H89ZM107 98H108V97H107ZM111 98H112V97H110L109 99H111ZM149 98H148V99H149ZM190 98H191V100L194 99V98L192 99V97H190ZM232 98H233V97H232ZM238 98H235V99H238ZM258 98H259V95H258ZM92 99H93V98H92ZM102 99H103V98H102ZM144 99H145V97H144ZM150 99H151V98H150ZM200 99H201V98H200ZM240 99H241V98H240ZM37 100H36V101H37ZM46 100H47V99H46ZM142 100H143V99H142ZM242 100H243V99H242ZM248 100H249V99H248ZM17 101H18V100H17ZM38 101H39V100H38ZM38 101H37V102H38ZM42 101H43L42 104H45V105H46V103H48V101H47V102H44V98H43ZM42 101H41V102H42ZM95 101H97V100L95 99ZM95 101H94V102L92 101V103H95ZM100 101H101V100H100ZM149 101H151V100H149ZM188 101H189V100H188ZM188 101H187V103L190 102V101H189V102H188ZM233 101H234V100H233ZM249 101H250V100H249ZM251 101H252V98H251ZM261 101H262V100H261ZM146 102H147V101H146ZM182 102H181V103H182ZM194 102H196V99H195ZM198 102H199V101H198ZM235 102H236V101H235ZM241 102H242V101H241ZM244 102H245V101H244ZM247 102H248V101H247ZM15 103H16V102H15ZM90 103H91V102H90ZM100 103H101V102H100ZM178 103H179V102H178ZM178 103H177V104H178ZM187 103H186V104H187ZM199 103H201V101H200ZM245 103H246V102H245ZM245 103H243V104L245 105ZM260 103H261V102H260ZM11 104H12V102H11ZM27 104H28V103H27ZM144 104H146V103L144 102ZM144 104H143V105H144ZM147 104H149V103H147ZM150 104H151V103H150ZM192 104H193V102H192ZM196 104H197V103H196ZM228 104H229V103H228ZM233 104H234V103H233ZM236 104H237V103H236ZM24 105H25V104H24ZM94 105H95V104H94ZM178 105H180V103H179ZM183 105H184V104H183ZM190 105H191V102H190ZM223 105H224V104H223ZM223 105H222V106H223ZM226 105H227V104H226ZM244 105H242V106H244ZM38 106H39V105H38ZM144 106H145V105H144ZM186 106H187V105H186ZM195 106H196V105H195ZM214 106H215V105H214ZM214 106H212V107H214ZM231 106H232V104H231ZM233 106H234V105H233ZM240 106H241V105H240ZM25 107H26V106H25ZM27 107H28V106H27ZM42 107H43V106H42ZM98 107H99V105H98ZM102 107H103V105H102ZM178 107H180V106H178ZM203 107H205V106H203ZM227 107H228V106H227ZM234 107H235V106H234ZM234 107H233V108H234ZM244 107H246V106H244ZM6 108H7V107H6ZM15 108H16V107H15ZM20 108H21V107H20ZM30 108H32V106H31ZM34 108H35V106H34ZM39 108H40V106H39ZM45 108H46V107H45ZM109 108H110V107H109ZM109 108H108V109H109ZM113 108H114V107H113ZM152 108H154V107H152ZM182 108H183V107H182ZM192 108H193V107H192ZM199 108H200V107H199ZM215 108H216V107H215ZM230 108H231V107H230ZM233 108H232V109H233ZM240 108H241V107H240ZM252 108H254V107H252ZM27 109H29V108H27ZM35 109H36V108H35ZM35 109H34V110H35ZM108 109H107V110H108ZM144 109H145V108H144ZM144 109H142V110H144ZM188 109H190V108H188ZM202 109H203V108H202ZM216 109H219V108H216ZM216 109H215V110H212V112L215 111V113H216ZM225 109H227V108L225 107ZM238 109H239V108H238ZM238 109H237V110H238ZM246 109H247V108H246ZM246 109H245V110H246ZM250 109H251V108H250ZM250 109H248V111H249ZM21 110H22V109H21ZM29 110H30V109H29ZM36 110H37V109H36ZM38 110H39V109H38ZM103 110H104V109H103ZM176 110H177V109H176ZM210 110H211V109H210ZM227 110H229V109H227ZM230 110H231V109H230ZM241 110H242V109H241ZM26 111H27V110H26ZM26 111H25V112H26ZM32 111H33V108H32ZM105 111H106V110H105ZM148 111H150V110H148ZM177 111H178V110H177ZM177 111H175V113H176ZM179 111H180V110H179ZM182 111H184V110H182ZM196 111H197V110H196ZM238 111H239V110H238ZM250 111H251V110H250ZM0 112H1V111H0ZM18 112H19V111H18ZM20 112H22V111H20ZM20 112H19V113H20ZM25 112L22 113V114H25ZM28 112H29V111H28ZM39 112H40V111H39ZM98 112H99V110H98ZM108 112H109V111H108ZM110 112H111V110H110ZM145 112H146V111H145ZM156 112H157V111H156ZM212 112L210 113L211 116H212V114H213ZM224 112H226V111H224ZM227 112H228V111H227ZM233 112H235V111H233ZM242 112H243V111H242ZM253 112H254V111H253ZM255 112H256V111H255ZM33 113H34V111H33ZM71 113H72V112H71ZM147 113H149V112H147ZM150 113H151V112H150ZM175 113H174V114H175ZM198 113H199V112H198ZM220 113H221V112H220ZM228 113H230V112H228ZM235 113H236V112H235ZM238 113H239V112H238ZM31 114H32V113H31ZM31 114H29V115H31ZM107 114H108V113H107ZM116 114H117V113H116ZM116 114H115V115H116ZM144 114H145V113H144ZM151 114H152V113H151ZM153 114H154V113H153ZM177 114H178V113H177ZM196 114H197V113H196ZM203 114H204V113H203ZM217 114H218V113H217ZM217 114H216V115H217ZM236 114H237V113H236ZM239 114H242V113H239ZM249 114H250V113H249ZM14 115H15V113H14ZM19 115H20V114H19ZM25 115H28V114L26 113ZM37 115H38V112H37ZM37 115H36V116H37ZM69 115H70V114H69ZM80 115H82V114H80ZM84 115H85V114H84ZM198 115H199V114H198ZM200 115H201V114H200ZM227 115H228V114H227ZM229 115H231V114H229ZM229 115H228V116H229ZM243 115H244V114H243ZM154 116H155V115H154ZM175 116H177V115H175ZM178 116H179V115H178ZM209 116H210V115H209ZM16 117H17V116H16ZM20 117H21V116H20ZM32 117H33V116H32ZM67 117H68V116H67ZM71 117H72V116H71ZM83 117H84V116H83ZM184 117H185V115H184ZM200 117H201V116H200ZM216 117H218V116H216ZM225 117H226V116H225ZM241 117H242V115H241ZM241 117H240V118H241ZM243 117H244V116H243ZM243 117H242V118H243ZM18 118H19V117H18ZM18 118H17V120H18ZM69 118H70V117H69ZM69 118H68V119H69ZM72 118H73V117H72ZM78 118H79V115H78ZM78 118H77V119H78ZM108 118H109V117H108ZM118 118H119V117H118ZM172 118H173V117H172ZM177 118H178V117H174L173 119L175 120V119H177ZM181 118H182V117H181ZM185 118H186V117H185ZM198 118H199V117H198ZM203 118H204V117H203ZM206 118H207V117H206ZM206 118H205V120H206ZM212 118H213V117H212ZM220 118H222V116H221ZM223 118H224V117H223ZM238 118H239V117H238ZM242 118H241V120H242ZM247 118H248V117H247ZM21 119H22V118H20L19 120H21ZM65 119H67V118L65 117ZM68 119H67V120H68ZM70 119H71V118H70ZM112 119H114V117H112ZM150 119H151V118H150ZM156 119H157V117H156ZM178 119H179V118H178ZM186 119H187V118H186ZM188 119H189V118H188ZM218 119H219V118H218ZM227 119H229V118H227ZM231 119H232V118H231ZM236 119H237V116H236ZM256 119H257V118H256ZM73 120H74V119H73ZM83 120H84V119L81 118V121H83ZM85 120H87V119L85 118ZM205 120H204V123H205ZM229 120H230V119H229ZM237 120H238V119H237ZM254 120H255V119H254ZM15 121H16V120H15ZM15 121H14V122H15ZM68 121H69V120H68ZM70 121H71V120H70ZM101 121H102V120H101ZM149 121H150V120H149ZM152 121H155V118H154V120H152ZM171 121H172V120H170V122H171ZM185 121H188V120H185ZM190 121H192V120H190ZM198 121H199V120H198ZM200 121H201V120H200ZM213 121H214V120H213ZM222 121H223V120H221V122H222ZM227 121H228V120H227ZM235 121H236V120H235ZM256 121H257V120H256ZM261 121H262V120H261ZM2 122H3V121H2ZM240 122H241V121H240ZM8 123H9V122H8ZM20 123H21V122H20ZM171 123H172V124H175V123H178V122H176V120H175V123H173V122H171ZM171 123H170V124H171ZM202 123H203V122H202ZM225 123H226V122H225ZM233 123H234V122H233ZM179 124H180V123H179ZM191 124H192V123H191ZM191 124H189V125H191ZM194 124H196V125L198 126L197 123H194ZM219 124H220V122H219ZM229 124H230V123H229ZM2 125H3V124H2ZM16 125H17V124H16ZM16 125H15V127H16ZM167 125H168V121H167ZM201 125H202V124H201ZM240 125L242 126V124H240ZM165 126H166V125H165ZM175 126H176V125H175ZM226 126L228 127L229 125H226ZM231 126H233V125H231ZM262 126H264V123H263V125H261V127H262ZM0 127H3V126H0ZM168 127H170V125H168ZM179 127H180V126H179ZM190 127H191V126H190ZM200 127H201V126H200ZM203 127H204V126H203ZM206 127H207V125H206ZM206 127H204V128H206ZM223 127H224V126H223ZM235 127H236V126L234 125L233 128L236 129ZM238 127H239V126H238V124H237V128H238ZM251 127H252V125H251ZM257 127H260V126H257ZM33 128H34V127H33ZM38 128H39V127H38ZM38 128H37V129H38ZM181 128H182V127H181ZM198 128H199V127H198ZM198 128H196V129H198ZM208 128H209V127H208ZM219 128H220V126H219ZM245 128H246V127H245ZM263 128H264V127H263ZM27 129H28V128H27ZM115 129H116V128H115ZM117 129H118V128H117ZM166 129H167V128H166ZM182 129H184V128H182ZM189 129H190V128H189ZM191 129H192V128H191ZM199 129H201V128H199ZM202 129H203V128H202ZM212 129H213V128H212ZM221 129H222V126H221ZM221 129H220V130H221ZM230 129H232V128H230ZM240 129H242V128L240 127ZM24 130H25V129H24ZM39 130H40V129H39ZM173 130H175V129L173 128ZM178 130H181V129L178 128ZM232 130H233V129H232ZM21 131H22V130H21ZM27 131H28V130H27ZM166 131H167V130H166ZM184 131H185V130H184ZM199 131H201V130H199ZM211 131L213 132V131H216V130H211ZM221 131H222V130H221ZM223 131H226V130H223ZM22 132H23V131H22ZM172 132H173V131H172ZM180 132H181V131H180ZM228 132H229V130H228ZM236 132H237V131H236ZM238 132H239V131H238ZM258 132H259V131H258ZM182 133H184V132H182ZM191 133H192V132H191ZM193 133H194V132H193ZM213 133H214V135L216 134V136H217V133H215V132H213ZM219 133H220V132H219ZM241 133H242V132H240V134H241ZM9 134H10V133H9ZM172 134H173V133H172ZM185 134H186V133H185ZM188 134H189V133H188ZM202 134H203V133H202ZM230 134H231V133H230ZM234 134L236 135L237 133H235V131H234ZM153 135H155V133H154V134H151L152 137H153ZM164 135H167V134H164ZM189 135H191V134H189ZM200 135H201V134H200ZM218 135H219V134H218ZM251 135H252V134H251ZM254 135H255V134H254ZM254 135H253V136H254ZM4 136L7 138V135H4ZM123 136L125 137V135H123ZM156 136H157V135H156ZM161 136H162V135H161ZM168 136H169V135H168ZM170 136H172V135H170ZM182 136H183V134H182ZM184 136H185V135H184ZM184 136H183V137H184ZM186 136H187V135H186ZM192 136H193V135H192ZM202 136H203V135H202ZM223 136H225L224 133H223ZM223 136H222V137H223ZM237 136H238V135H237ZM249 136H250V135H249ZM255 136H256V135H255ZM262 136H263V135H261V137H262ZM190 137H191V136H190ZM195 137H196V136H195ZM153 138H154V137H153ZM156 138H157V137H156ZM184 138H185V137H184ZM187 138H188V136H187ZM197 138H198V136H197ZM203 138H204V137H203ZM203 138H202V140H204ZM208 138H209V137H208ZM218 138H220V137H218ZM224 138H225V137H224ZM259 138H260V137H259ZM259 138H258V139H259ZM263 138H264V137H263ZM263 138H262V142H264V141H263ZM7 139H8V138H7ZM116 139H117V138H116ZM118 139H119V138H118ZM154 139H155V138H154ZM167 139H168V138H167ZM169 139H171V138L169 137ZM181 139H182V138H181ZM188 139H189V138H188ZM188 139H187V140H188ZM190 139H192V138H190ZM210 139H211V138H210ZM222 139H223V138H222ZM260 139H261V138H260ZM260 139H259V140H260ZM5 140H6V139H5ZM121 140H122V139H121ZM125 140H126V139H125ZM152 140H153V139H152ZM152 140H151V141H152ZM165 140H166V139H165ZM194 140H196V139H194ZM218 140H221V139H218ZM229 140H230V139H229ZM236 140H237V138H236ZM1 141H2V140H1ZM3 141H4V139H3ZM154 141H155V140H154ZM185 141H186V139H185ZM188 141H190V140H188ZM191 141H192V140H191ZM196 141H197V140H196ZM196 141H194V142H196ZM215 141H217V140H215ZM224 141H225V140H224ZM132 142H133V141H132ZM194 142H193V143H194ZM218 142H219V141L215 142V144L218 143ZM222 142H223V141H222ZM225 142H226V141H225ZM227 142H228V139H227ZM247 142H248V141H247ZM124 143H125V142H124ZM150 143H151V142H150ZM154 143H155V142H154ZM157 143H158V141H157ZM163 143H165V142L163 141ZM186 143H187V141H186ZM220 143H221V142H220ZM230 143H231V141H230ZM232 143H233V141H232ZM236 143H237V142H236ZM236 143H234V145H236ZM242 143H243V141H242ZM260 143H261V142H259V145H260ZM151 144H152V143H151ZM151 144H150V145H151ZM187 144H188V143H187ZM189 144H190V143H189ZM215 144H214V145H213L212 143L210 144L211 149H212V146H213V147L215 146ZM226 144H227V143H226ZM237 144H238V143H237ZM243 144H244V143H243ZM191 145H192V144H191ZM191 145H190V146H191ZM195 145L197 146V144H195ZM218 145H219V144H218ZM245 145H246V144H244V146H245ZM248 145H249V142H248ZM248 145H247L246 147H248ZM119 146H120V145H119ZM121 146H122V145H121ZM123 146H124V145H123ZM130 146H132V145H130ZM138 146H139V145H138ZM151 146H152V145H151ZM151 146H150V147H151ZM154 146H155V145H154ZM187 146H188V145H187ZM196 146H195V147H196ZM200 146H201V145H200ZM210 146H209V147H210ZM221 146H222V145H221ZM226 146H227V145H226ZM229 146H230V145H229ZM236 146H237V145H236ZM236 146H235V147H236ZM239 146H240V145H239ZM116 147H117V146H116ZM124 147H125V146H124ZM124 147H123V148H124ZM148 147H149V146H148ZM191 147H192V146H191ZM198 147H199V145H198ZM201 147H202V146H201ZM222 147H223V146H222ZM231 147H232V146H231ZM235 147H233V149H234ZM237 147H238V146H237ZM237 147H236V148H237ZM129 148H130V147H129ZM133 148H134V147H133ZM236 148H235V150H236ZM244 148H245V147H244ZM142 149H143V148H142ZM147 149H148V148H147ZM166 149H167V148H166ZM225 149L228 150L229 148H226V147H225ZM233 149L231 150V151L233 152V153H232V154H233L232 156H235V155H234L235 150L233 151ZM245 149H246V148H245ZM131 150H132V148H131ZM205 150H206V149H205ZM237 150H238V149H237ZM125 151H126V150H125ZM163 151H164V150H163ZM172 151H173V150H172ZM193 151H194V150H193ZM212 151H213V150H212ZM215 151H216V149H215ZM243 151H244V150H243ZM123 152H124V151H123ZM165 152H166V151H165ZM204 152H205V151H204ZM206 152H207V150H206ZM213 152H214V151H213ZM222 152H223V151H222ZM237 152H238V151H237ZM240 152H241V151H240ZM244 152H245V151H244ZM132 153H133V151H132ZM143 153H144V152H143ZM146 153H147V152H146ZM153 153H154V152H153ZM155 153H156V152H155ZM178 153H179V152H178ZM216 153H217V152H216ZM261 153H262V152H261ZM167 154H168V152H167ZM175 154H176V153H175ZM206 154H207V153H206ZM214 154H215V153H214ZM235 154H236V153H235ZM242 154H244V153H242ZM144 155H145V154H144ZM168 155H169V154H168ZM208 155H209V154H208ZM216 155H217V154H216ZM236 155H237V154H236ZM239 155H240V154H239ZM159 156H160V155H159ZM164 156H165V155H164ZM206 156H207V155H206ZM206 156H205V157H206ZM209 156H210V155H209ZM213 157L216 158V156H213ZM223 157H224V156H223ZM261 157H264V155L261 156ZM141 158H142V157H141ZM170 158H171V157H170ZM187 158H188V157H187ZM198 158H199V157H198ZM211 158H212V157H211ZM218 158H219V157H218ZM220 158L223 159L222 157H220ZM220 158H219V159H220ZM229 158H230V157H229ZM234 158H236V157H234ZM117 159H118V158H117ZM207 159H208V158H207ZM212 159H213V158H212ZM221 159H220V160H221ZM232 159H233V157H232ZM255 159H257V158H255ZM262 159H263V158H262ZM162 160H163V159H162ZM167 160H168V159H167ZM180 160H182V159L180 158ZM215 160H216V159H215ZM178 161H179V160H178ZM187 161H188V160H187ZM211 161H213V160H211ZM223 161H224V160H223ZM239 161H240V160H239ZM262 161H263V160H262ZM161 162H162V161H161ZM189 162H190V160H189ZM198 162H199V161H198ZM225 162H226V161H225ZM237 162H238V159H237ZM16 163H19V164L17 165ZM16 163H15V164H16L18 167H20V166H19V165H20V162H16ZM166 163H167V161H166ZM178 163H179V162H178ZM182 163H184V162H182ZM185 163H186V162H185ZM196 163H197V162H196ZM202 163H203V162H202ZM212 163H214V161H213ZM250 163H251V162H250ZM163 164H164V163H163ZM187 164H188V163H187ZM200 164H201V163H200ZM204 164H206V163H204ZM221 164H222V163H221ZM225 164H227V166H228L229 163H225ZM225 164H224V165H225ZM232 164H233V162H232ZM103 165H104V164H103ZM157 165H159V163H157ZM171 165H172V164H171ZM171 165H170V166H171ZM173 165H174V164H173ZM194 165H195V164H194ZM208 165H209V164H208ZM17 166H16V167H17ZM175 166H176V164H175ZM179 166H180V165H179ZM185 166H186V165H185ZM191 166H192V165H191ZM191 166H190V167H191ZM195 166H197V165H195ZM199 166H200V165H199ZM221 166H223V165H221ZM225 166H226V165H225ZM229 166H230V165H229ZM237 166H238V165H237ZM252 166H253V165H252ZM13 167H14V166H13ZM18 167H17V170H18ZM101 167H102V166H101ZM181 167H182V166H181ZM201 167H202V166H201ZM207 167H209V166H207ZM207 167H205V168L207 169ZM219 167H220V165H219ZM235 167H236V166H235ZM243 167H244V166H243ZM21 168H22V167H21ZM155 168H159V167H156V166H155ZM173 168H174V167H173ZM178 168H180V167H178ZM183 168H184V167H182V170H185V169H183ZM209 168H210V167H209ZM221 168H222V167H221ZM227 168H228V167H227ZM227 168H226V170H227ZM249 168H253V167H249ZM249 168H246V169L249 170ZM258 168H259V167H258ZM176 169H177V168H176ZM176 169H175V170H176ZM187 169H188V168H187ZM187 169H186V170H187ZM189 169H190V168H189ZM198 169H199V168H198ZM201 169H202V168H201ZM203 169H204V168H203ZM223 169H224V166H223ZM229 169H230V168H229ZM246 169H245V170H246ZM13 170H15V168L11 169V171H13ZM161 170H162V169H161ZM179 170H180V169H179ZM199 170H200V169H199ZM215 170H216V169H215ZM226 170H225V171H226ZM230 170H231V169H230ZM230 170L228 171L229 173H230ZM250 170H251V169H250ZM250 170L248 171L249 173H250ZM255 170H256V169H255ZM1 171H2V169H1ZM15 171H16V170H15ZM15 171H13V172H15ZM187 171H190V170H187ZM187 171H185V172H187ZM196 171H197V170H196ZM262 171H263V170H262ZM3 172H4V171H3ZM3 172H2V173H3ZM9 172H10V171H9ZM156 172H157V171H156ZM177 172H178V170H177ZM179 172H180V171H179ZM185 172H184V173H185ZM203 172H204V171H203ZM203 172H202V173H203ZM221 172H222V171H221ZM238 172H239V170H238ZM244 172H245V171H244ZM244 172H242V174H243ZM254 172H255V171H253V174H254ZM158 173H159V172H158ZM188 173H189V172H188ZM190 173H191V172H190ZM199 173H200V172H199ZM206 173H207V171L205 172V174H206ZM210 173H212V172L210 171ZM210 173H209V175H210ZM226 173H227V171H226ZM226 173H225V174H226ZM262 173H263V172H261V174H262ZM85 174H86V173H85ZM92 174H93V173H92ZM92 174H91V175H92ZM171 174H172V171H171ZM173 174H174V173H173ZM179 174H180V173H179ZM219 174H220V172H219ZM223 174H224V173H223ZM245 174H246V173H245ZM250 174H252V172H251ZM0 175H1V174H0ZM5 175H6V172H5ZM26 175H28V174H26ZM93 175H94V174H93ZM159 175H160V173H159ZM203 175H204V174H203ZM235 175H236V174H235ZM235 175H234V176H235ZM240 175H241V174H240ZM247 175H248V174H247ZM255 175H256V174H255ZM7 176H8V175H7ZM10 176H11V175H10ZM12 176H14V175L12 174ZM157 176H158V175H157ZM173 176L175 177V175H173ZM188 176H190V175L188 174ZM200 176H201V175H200ZM207 176H208V175H207ZM226 176H227V175H226ZM238 176H239V175H238ZM243 176H244V174H243L241 177H243ZM248 176H250L249 178L247 177L248 180H249L250 178H253V179H254V177H251V175H248ZM252 176H254V175H252ZM23 177H24V176H23ZM152 177H153V176H152ZM185 177H186V176H185ZM191 177H192V175H191ZM218 177L220 178V176H218ZM241 177H240V178H241ZM245 177H246V176H245ZM2 178H5V177H2ZM161 178H162V177H161ZM161 178H160V179H161ZM179 178H180V177H179ZM187 178H188V177H187ZM187 178H186V179L184 178V179L187 180ZM203 178H204V177H203ZM205 178H206V177H205ZM210 178H211V177H210ZM210 178H209V179H210ZM231 178H232V177H231ZM7 179H9V178H7ZM10 179H11V178H10ZM30 179H31V178H30ZM87 179H88V175H87ZM135 179H136V178H135ZM163 179H164V178H163ZM182 179H183V178H182ZM182 179H181V180H182ZM189 179H190V177L188 178V180H189ZM234 179H237V178H234ZM245 179H246V178H245ZM253 179H252V180H253ZM255 179H256V178H255ZM17 180H18V179H17ZM22 180H23V179H22ZM161 180H162V179H161ZM200 180H201V178H200ZM202 180H204V179H202ZM229 180H230V179H229ZM231 180H233V179H231ZM246 180H247V179H246ZM260 180H261V177H260ZM2 181H3V179H2ZM15 181H16V180H15ZM87 181H88V180H87ZM87 181H85V184L87 183ZM218 181H219V180H218ZM222 181H223V180H222ZM225 181H226V177H225ZM227 181H228V180H227ZM243 181H245V180H243ZM263 181H264V180H263ZM263 181H260V183H263ZM17 182H19V181H17ZM126 182H127V181H126ZM136 182H138V181H136ZM170 182H171V181H170ZM170 182H169V183H170ZM176 182H177V181H176ZM181 182H182V181H181ZM190 182H191V180H190ZM208 182H209V181H208ZM234 182H235V181H234ZM238 182H239V181H238ZM83 183H84V182H83ZM203 183H204V182H203ZM209 183H210V182H209ZM215 183H216V182H215ZM222 183H223V182H221L220 184H222ZM250 183H251V182H250ZM250 183H249V184H250ZM253 183H254V182H253ZM253 183H252V184H253ZM81 184H82V183H81ZM135 184H136V183H135ZM173 184H174V183H173ZM186 184L188 185V183H186ZM186 184H184V180H183V185L186 186ZM191 184H192V182H191ZM216 184L218 185V182H217ZM216 184H215V185H216ZM227 184H229V183H227ZM230 184H231V183H230ZM252 184L249 185V186L251 187ZM114 185H115V184H114ZM142 185H143V184H142ZM147 185H148V184H147ZM151 185H152V184H151ZM159 185H160V184H159ZM174 185H175V184H174ZM196 185H197V184H196ZM196 185H194V187H195ZM199 185H200V184H199ZM212 185H214V184L212 183ZM255 185H256V184H253L252 187H254ZM88 186H89V185H88ZM117 186H118V185H117ZM135 186H136V185H135ZM137 186H138V185H137ZM139 186H140V185H139ZM139 186H138V187H139ZM148 186H149V185H148ZM171 186H172V185H171ZM181 186H182V185H181ZM189 186H190V184H189ZM189 186H188V187H189ZM210 186H211V185H210ZM247 186H248V184H247ZM247 186H246V187H247ZM249 186H248V187H249ZM258 186H259V181H258ZM4 187H5V185H4ZM85 187H86V185H85ZM105 187H106V186H105ZM120 187H121V186H120ZM164 187H165V186H164ZM177 187H178V186H177ZM188 187H187V189H188ZM190 187H191V186H190ZM202 187H204V186H202ZM255 187H256L255 190H256V189H260L259 187L257 188V186H255ZM75 188H76V187H75ZM143 188H145V187H143ZM174 188H175V187H174ZM195 188H197V187H195ZM214 188H215V190H216V187H214ZM234 188H235V187H234ZM243 188H244V187H243ZM243 188H242V189H243ZM87 189H88V188H87ZM134 189H135V188H134ZM176 189H177V188H176ZM197 189H198V188H197ZM207 189H209V187H207ZM212 189H213V188H211V190H212ZM225 189H227V191H228L229 188L227 187V188H225ZM242 189H241V190H242ZM253 189H254V188H251V189H250L251 192L249 191L251 194L253 193V196L251 195V196H252V197H251V196L249 195L250 198L248 197V198H249V202H251V206H252V207L254 206V208H252V210H253L252 212H253V213L251 214V217H249L250 219H249L248 217L246 218V219H248V221L246 220L247 222H245V223L247 224V223H250V222H251L250 224H252V222H253V223L255 224V221H256L258 224L256 223V224L253 225V226L251 225L252 227H251L249 224H247V225L250 226V228H248V226H246V224H245V226H244L245 229H244V230H246V233L248 232V234H249L251 231H253V233H255V234L258 233V235L260 236V233H259L260 231H259V230L257 229V227H255V226H256V225H259V226L261 227V229L264 228V210L261 209V207H260V206H262L261 203H263V202L260 200L259 203H256V201H257L256 198H257V197H263V196H264V195H263V196H260V195H259L260 193H264V184H262V186H261V190H260L259 194H257L258 192H256V194H255V193H254L255 190H253ZM116 190H117V189H116ZM144 190H145V189H144ZM148 190H150V188H149ZM148 190H147V191H148ZM156 190H157V189H156ZM118 191H119V190H118ZM120 191H121V190H120ZM125 191H126V190H125ZM125 191H123V192H125ZM141 191H143V190L141 189ZM157 191H158V190H157ZM176 191H177V190H176ZM189 191H190V189H189ZM192 191H193V190H192ZM203 191L205 192V190L203 189V190L201 191V195H203V193H202ZM206 191H207V193H209L208 190H206ZM231 191H232V190H231ZM252 191H253V192H252ZM151 192H154V191H151ZM166 192H167V191H166ZM218 192H219V190H218ZM244 192H246V191H244ZM118 193H119V192H118ZM125 193H126V192H125ZM138 193H140V192H138ZM141 193H142V192H141ZM145 193H146V190H145ZM149 193H150V192H149ZM149 193H148V194H149ZM154 193H155V192H154ZM154 193H153V194H154ZM192 193H193V192H192ZM210 193H212V191H211ZM213 193H214V192H213ZM239 193H241V191H239ZM119 194H120V193H119ZM126 194H127V193H126ZM153 194H152V195H153ZM155 194H156V193H155ZM193 194H194V193H193ZM230 194H231V193H230ZM232 194L234 195V193H232ZM235 194H237V193H235ZM242 194H244V193H242ZM242 194H240V195L242 196ZM245 194H246V193H245ZM133 195H134V194H133ZM141 195L143 196L144 194L142 193ZM146 195H147V194H146ZM164 195H165V194H164ZM177 195H178V194H177ZM177 195H176V196H177ZM191 195H192V194H191ZM204 195H205V196H208L209 194H204ZM213 195H215V194H213ZM240 195H237V197L239 196L240 198H242ZM257 195H259V196H257ZM144 196H145V195H144ZM165 196H166V195H165ZM171 196H172V195H171ZM188 196H189V195H188ZM196 196H197V194H196ZM243 196H244V195H243ZM255 196H256V197H255ZM145 197L148 199L147 196H145ZM160 197H161V196H160ZM167 197H168V196H167ZM182 197H183V196H182ZM193 197H194V196H193ZM215 197H217V196H215ZM215 197H214V198H215ZM237 197H236V198H237ZM239 197H238V198H239ZM254 197H255V198H254ZM134 198H135V197H134ZM162 198H164V197L162 196ZM162 198H161V199H162ZM165 198H166V197H165ZM169 198H170V197H169ZM171 198H172V197H171ZM176 198H181V196L178 195ZM197 198H198V197H197ZM204 198H205V197H203V199H202V198H200V196H199L198 199H200V201L198 202V204H199L200 202H203L204 200H206V199H204ZM211 198H213V196H212ZM230 198H231V196H230ZM232 198H234V197H232ZM240 198H239V203L236 201L237 199H236V200L234 199V201H236L237 204H241V202H240ZM263 198H264V197H263ZM2 199H3V198H2ZM172 199H173V198H172ZM172 199H170V200H172ZM185 199H186V197H185ZM188 199H193V198H192V197H191V198L189 197ZM195 199H196V197H195ZM216 199H217V198H216ZM220 199H221V198H220ZM244 199H245V200H244ZM244 199H243L244 202L247 201L245 197H244ZM255 199H256V200H255ZM5 200H6V199H5ZM5 200H4V201H5ZM130 200H131V199H130ZM132 200H134V199H132ZM167 200H168V198H167ZM170 200H169V201H170ZM178 200L180 201V204H181V200H180V199H178ZM201 200H202V201H201ZM207 200H208V199H207ZM211 200H212V199H211ZM214 200H215V199H214ZM250 200H251V201H250ZM124 201H125V200H124ZM176 201H177V200H176ZM179 201H177V202L179 203ZM182 201H183V200H182ZM194 201H195V200H194ZM197 201H198V200H197ZM220 201H221V200H220ZM222 201H223V200H222ZM224 201H226V199H225ZM234 201H231V202H234ZM121 202H122V201H121ZM129 202H130V201H129ZM148 202H149V201H148ZM171 202H172V203H175V202H173V201H171ZM177 202H176L172 207H174L176 204H178ZM252 202H254L255 204L252 205ZM2 203H3V201H2ZM2 203H1V205H2ZM124 203H125V202H122V206H123V208H124V205H123ZM150 203H151V202H150ZM154 203H155V202H154ZM161 203H162V202H161ZM172 203H171V204H172ZM187 203H191V202L189 201V202H187ZM195 203H197V202H195ZM195 203H191V204H193V206H194ZM210 203H211V204H210ZM210 203H208V205L210 204V206H211V205H212V201H211ZM218 203H219V202H218ZM218 203L216 204L217 207H218ZM220 203H223V202H220ZM226 203H227V202H226ZM246 203L248 204V202H246ZM246 203H245V204H246ZM130 204H131V203H130ZM166 204H167V203H166ZM200 204L203 205V203H200ZM213 204H214V203H213ZM230 204H231V203H230ZM230 204H229V205H230ZM237 204H236V205H237ZM258 204H261V205H258ZM146 205H147V204H146ZM185 205H186V203H185ZM208 205H204V207L207 208L206 206H208ZM223 205H224V204H223ZM236 205H235V207H234L232 204L230 205V208H231L230 210H232V207H233L234 209H233L232 211H233V213L236 212V215H237V210H239V209L241 210L244 206H245L246 208L249 206V205H248V206H247V205H243V207L241 206V208H236ZM118 206H119V205H118ZM120 206H121V205H120ZM148 206H149V205H148ZM159 206H160V205H159ZM180 206H184V204H183V205L181 204ZM187 206H188V204H187ZM189 206L192 207V210H193V208H194V209L197 208L196 205H195L194 207H193L192 205H189ZM189 206H188V207L185 206L186 209H185V208L183 209V210H185V213H188V212H186L187 210L190 211L191 207H189ZM231 206H232V207H231ZM145 207H146V206H145ZM155 207H156V206H155ZM172 207H171V208H172ZM198 207H201V206L199 205ZM211 207H212L211 210H214V211L216 212V210H217L216 208H217V207H215V206H213V205H212ZM221 207H222V205H221ZM221 207H218V208L220 209V211H222V210H221ZM228 207H229V206H228ZM228 207H227V208H228ZM245 207H244V210L246 209ZM249 207H250V206H249ZM262 207H263V206H262ZM148 208H149V207H148ZM177 208H178V207H177ZM179 208H180V207H179ZM188 208H190V209H188ZM202 208H203V207H202ZM208 208H209V207H208ZM213 208H214V209H213ZM224 208H225V207H224ZM235 208H236V210H235ZM118 209H119V208L116 209V207H115V209H114L115 213L118 212ZM128 209H130V208L128 207L127 210H128ZM138 209H140V208H138ZM141 209H142V208H141ZM180 209H181V208H180ZM200 209H201V208H200ZM249 209H250V208H249ZM249 209H248V211H251V209H250V210H249ZM116 210H117V211H116ZM132 210L135 211V207H134V206L130 209L131 212H133ZM178 210H179V209H178ZM192 210H191L190 212H192V213L194 214L195 211H196L197 209H196L195 211H194V210L192 211ZM208 210H209V209H208ZM211 210H209V211L211 212ZM225 210H226V208H225ZM240 210H239V211H240ZM242 210H243V209H242ZM242 210H241V211H242ZM244 210H243V211H244ZM108 211H109V210H108ZM110 211H111V210H110ZM168 211H169V210H168ZM172 211H173V209H172ZM174 211H175V209H174ZM205 211H207V210H205ZM239 211H238L239 215H242L243 213L240 214ZM245 211H246V210H245ZM245 211H244V212H245ZM136 212H137V210H136L134 213H136ZM139 212H140V210H139ZM147 212H148V211H147ZM147 212H146V214H147ZM176 212L178 213V211H176ZM176 212H173V213H176ZM180 212H181V211H179V214H180ZM210 212H209V213H210ZM115 213H114V214H115ZM121 213H123V212L121 211ZM128 213H129V212H128ZM137 213H138V212H137ZM142 213H143V212H141V214H142ZM165 213L167 214V212H165ZM165 213H164V216H165ZM177 213H176V215H177ZM181 213L183 214V212H181ZM247 213H248V212H246V213H244V214H247ZM114 214H113V215H114ZM118 214H119V213H118ZM161 214H162V213H161ZM161 214H160V215H161ZM171 214H172V213H171ZM171 214H170V215H171ZM188 214H189V213H188ZM188 214H187V216H191V214H189V215H188ZM193 214H192V216H194ZM198 214H199V215H198ZM200 214H201V212H200V213H198V212L195 213V215H196V218H195V219L197 220V218H198V221L200 220V222H201V220H202L203 218L199 219V217H201ZM132 215L134 216V214H132ZM135 215H137V214H135ZM138 215H139V214H138ZM143 215H144V213H143ZM158 215H159V214H158ZM176 215H175V218H176V219H174V215H172V217L170 216L171 219H172V218L174 219V220L172 219L173 221H170V222H173V223H170V222H169V220H171L170 218H169V220H167V223H170V225H172V227L175 226V228L178 227V225H179L177 219H178V218L181 219L182 217H184V216L181 217V215H178L179 217H177ZM204 215H205V216L208 215V212H207V214L204 213ZM204 215H203V216H204ZM248 215H250V214H248ZM248 215H246V216H248ZM106 216L108 217L109 215L106 214ZM116 216H117V214L114 215V217H112V219H113V218H117ZM133 216H131V217H133ZM145 216H146V215H145ZM145 216H144V220H145ZM164 216H163V217H164ZM185 216H186V215H185ZM187 216L184 217V218L187 219ZM198 216H199V217H198ZM217 216H218V215H217ZM217 216H216V218H217ZM224 216H225V215H224ZM224 216H223V217H224ZM234 216H235V214H234ZM234 216H233V217H234ZM242 216H243V219L240 218V217L238 218L237 216L234 217V218H236V219H238V220L240 219V220L243 221V223H244V217H246V216H244V215H242ZM107 217H106V218H107ZM151 217H152V216H151ZM165 217H166V216H165ZM165 217H164V218H165ZM206 217H208V216H206ZM209 217H210V215H209ZM219 217H220V218H219ZM219 217H218L219 219L223 218V217H221V216H219ZM228 217H229V216H226V218H228ZM118 218H119V217H118ZM118 218H117V219H118ZM133 218H134V217H133ZM135 218L138 219L139 217L137 216V217H135ZM141 218H143V217H141ZM190 218H191V217H190ZM216 218L213 217V216H211L210 219H212L213 222L208 218V219L211 221V223H210V221H208V224L206 223V226H207V225H210V224H212V223L214 224L215 222H216V223H217V222L221 223L222 220L224 219V218H223V219L221 220V222H220V220H218V219H217L218 221H216ZM234 218H233V219H234ZM123 219H124L123 221H125V219H127V218L124 217ZM151 219H152V218H151ZM158 219H159V218H158ZM180 219H179V220H180ZM185 219H184V220H185ZM193 219H194V218H193ZM193 219H192V221H193ZM195 219H194V221H195ZM230 219H232V218H230ZM107 220H108V218H107ZM118 220H119V219H118ZM147 220H148V219H147ZM175 220L177 221V225H176V223H175V225H174V221H175ZM227 220H228V219H227ZM240 220H239V221H240ZM250 220H252V221H250ZM254 220H255V221H254ZM113 221H115V220H113ZM138 221L140 222V220H138ZM158 221H159V220H158ZM164 221H165V220H164ZM190 221H191V220H190ZM198 221H197V222H198ZM228 221H229V220H228ZM241 221H240V222H241ZM249 221H250V222H249ZM127 222H128V220H127ZM142 222H143V221H142ZM165 222H166V221H165ZM179 222H180V221H179ZM195 222H196V221H195ZM203 222H206V221H202V222H201L202 226L205 225V223L203 224ZM122 223H123V222H122ZM125 223H126V222H125ZM145 223H146V222H145ZM149 223H150V222H149ZM162 223H164V222H162ZM181 223H182V224H185V223H183V218L181 219L180 226H181ZM222 223H224V220H223ZM230 223H231V222H230ZM147 224H148V223H147ZM186 224H187V221H186ZM188 224H190V223H188ZM191 224H192V223H191ZM197 224H199V223H197ZM213 224H212V225H213ZM142 225H143V224H142ZM167 225H168V224H167ZM170 225H168V227H169ZM193 225H194V224H193ZM212 225H211V226H212ZM218 225H220V224L217 223V226H218ZM225 225H226V224H225ZM230 225H231V224H230ZM232 225H233V224H232ZM238 225H239V224L237 223V226H238ZM136 226H137V225H136ZM155 226H156V225H155ZM180 226H179V227H180ZM182 226H183V225H182ZM182 226H181V227H182ZM194 226H195V225H194ZM200 226H201V225H200ZM200 226H199V230L201 231ZM206 226H205V227L203 226V228H205V229H204L205 232L208 230V229H206ZM211 226H209V227H207V228H211ZM217 226H216V228H217ZM222 226L225 228L224 225H222ZM235 226H236V225H233V228H234ZM144 227H145V226H144ZM144 227H143V228H144ZM181 227H180V228H181ZM186 227H187V226H186ZM188 227H189V225H188ZM188 227H187V228H188ZM219 227H221V226H219ZM223 227H222V228H223ZM244 227H242V229H243ZM246 227H247L248 229H250V230L247 231V228H246ZM254 227H255V230H252ZM130 228H132V227H130ZM130 228H129V229H130ZM133 228H134V227H133ZM139 228L141 229V226H139ZM150 228H151V226H150ZM183 228H184V226H183ZM183 228H182L183 231H181V232H182V234H184V235L186 236L187 234H185V233H186V232H189V231H187V229H185V228L183 229ZM190 228L192 229V227H190ZM197 228H198V225L196 226V229H195V227H193L192 230H193L195 233H196V232H199V231L197 230ZM203 228H202V230H203ZM216 228H215V229H216ZM231 228H232V226H231ZM240 228H241V223H240ZM126 229H127V228H126ZM129 229H127V230H129ZM155 229H156V228H155ZM170 229H171V228H170ZM177 229L179 230V228H177ZM194 229H195V230H194ZM217 229H218V228H217ZM219 229H220V228H219ZM237 229H238V231H240L239 226H238V228H236V227L234 228V230H237ZM130 230H131V232L134 231V230H132V229H130ZM146 230H147V228H146ZM161 230H162V228H161ZM178 230H176V231H178ZM180 230H181V229H180ZM185 230H186V232H184ZM192 230H191V231H192ZM256 230H258V231H256ZM144 231H145V230H144ZM176 231H172V233H173V232H176ZM193 231H192V232H193ZM209 231L211 232V230H209ZM209 231H207L206 234H205L204 231H201V232H203L202 234H204V236L207 237V233H208ZM232 231H233V230H232ZM238 231H234V232H233L234 234L232 233L233 236L235 235V233L237 234ZM254 231H256V232H254ZM129 232H130V231H129ZM162 232H164V231H162ZM178 232H179L178 234H181L180 231H178ZM210 232H209L208 234H210ZM213 232H214V231H213ZM213 232H211V234H212ZM219 232H220V231H219ZM230 232H231V231H230ZM230 232L227 231V232H224V234H226V233L228 234V233H230ZM126 233H127V232H126ZM134 233H135V232H134ZM145 233H146V232H145ZM169 233H170V232H169ZM176 233H177V232H176ZM176 233H175V235H176ZM199 233H200V232H199ZM199 233H196V236H195L196 238H195V240H196V239H199V238L202 236V235L200 234L199 238H197V237H198L197 235H198ZM240 233H241V232H240ZM253 233H252V235H253ZM135 234H136V233H135ZM137 234H138V233H137ZM147 234H148V233H147ZM153 234H154V233H153ZM178 234H177V237H178ZM189 234H191V233L189 232L188 235H189ZM227 234L225 235L226 237H227ZM255 234H254V235H255ZM263 234H264V232H263ZM127 235H128V234H127ZM161 235H162V234H161ZM164 235H165V234H164ZM164 235H163V236H164ZM171 235H172V234H170V236H171ZM175 235H174V237H176ZM215 235H216V237H217V233H216V232H215ZM215 235H214V239L216 238ZM237 235H238V234H237ZM237 235H236V236H237ZM128 236H129V235H128ZM138 236H139V235H138ZM142 236H144L143 232H142ZM204 236H203V238H204ZM209 236H210V235H209ZM225 236H224V238H225ZM240 236H241V235H240ZM255 236H257V234H256ZM133 237H134V236H133ZM159 237H160V236H159ZM167 237H168V236H167ZM172 237H173V236H172ZM177 237H176V239H177ZM186 237H187V236H186ZM191 237H193V235H191L190 238H191ZM206 237H205V238H206ZM230 237H231V236H230ZM230 237H229V238H230ZM140 238H141V237H140ZM144 238H145V237H144ZM147 238H148V237H147ZM161 238H162V237H161ZM203 238H202V239H203ZM210 238H212V237H210ZM224 238L222 237V238H220V240H218V241L221 242L222 239H223V241H224ZM231 238H232V237H231ZM249 238H250V237H249ZM141 239H142V238H141ZM165 239H166V238H165ZM179 239H181V238H179ZM186 239L189 240L188 238H186ZM191 239H192V238H191ZM191 239H190V240H191ZM200 239H201V238H200ZM200 239H199V240H200ZM227 239H228V238H227ZM253 239H254V238H253ZM253 239H252V240H253ZM255 239H257V238H255ZM170 240H171V239H170ZM174 240H175V238H174ZM177 240H178V239H177ZM177 240H176V241H177ZM181 240H182V239H181ZM181 240H180V242L184 244V241H181ZM184 240H185V239H184ZM204 240H205V239H204ZM204 240H203V241H204ZM206 240H207V239H206ZM206 240H205V241H206ZM210 240H211V239H210ZM210 240H209V241H210ZM215 240H216V239H215ZM215 240H214L213 243H215ZM230 240H231V239H229V241H230ZM232 240H233V239H232ZM234 240H235V236H234ZM242 240H243V239H242ZM158 241L160 242V240H158ZM193 241H194V240H193ZM200 241H201V240H200ZM205 241H204V242H205ZM209 241H208V246L206 245V247H204V248L208 249V247L210 246V245H209V243H210ZM229 241H227V242H228V243L232 242V241H230V242H229ZM138 242H139V241H137V243H138ZM143 242H144V241H143ZM143 242H142V243H143ZM164 242H165V241H164ZM185 242H187V241H185ZM190 242H192V240H191ZM194 242H195V241H194ZM206 242H207V241H206ZM220 242H219V244H222V243H220ZM225 242H226V241H225ZM234 242H235V241H233V243H234ZM253 242H254V240H253ZM171 243H172V242H171ZM199 243H200V242H199ZM199 243H198V245L201 244V243H200V244H199ZM202 243H203V242H202ZM213 243L211 242V244L214 246ZM251 243H252V242H251ZM256 243H257V242H256ZM259 243H260V242H259ZM143 244H146V242L143 243ZM157 244H158V243H157ZM163 244H164V243H163ZM187 244H188V242H187ZM189 244H190V243H189ZM195 244H196V242L193 244V246H194ZM224 244H225V246L227 245L226 243H224ZM138 245H139V244H138ZM164 245H165V244H164ZM170 245H171V244H170ZM181 245H182V244H181ZM181 245H180V246H181ZM184 245H185V244H184ZM230 245L232 246V243H231ZM230 245H229V246H230ZM241 245L243 246V243H242ZM241 245H239V246H241ZM245 245H247V244H245ZM256 245H258V243H257ZM139 246H140V245H139ZM168 246H169V245H168ZM180 246H179V247H180ZM188 246H190V245H188ZM191 246H192V245H191ZM201 246H202V245H201ZM201 246H200V247H201ZM213 246H210V247H213ZM219 246H220V245H219ZM222 246H224V245H222ZM225 246H224V247H225ZM229 246H227V247H229ZM231 246H230V247H231ZM233 246H234V244H233ZM233 246H232V248H233ZM258 246L260 247V245H258ZM258 246L255 247V250H256V248H258ZM181 247H182V246H181ZM186 247H187V246H186ZM194 247L196 248V246H194ZM216 247H217V246H216ZM224 247H221V249L224 248ZM230 247H229V248H230ZM235 247H236V246H235ZM243 247H245V246H243ZM243 247H241V248H243ZM249 247H250V246H249ZM263 247H264V246H263ZM160 248H162V246H161ZM163 248H164V246H163ZM169 248H171V247H169ZM189 248H190V247H189ZM189 248H188V249H189ZM191 248H192L191 250H193V247H191ZM195 248H194V250H195ZM197 248H198V247H197ZM218 248L220 249V247H218ZM236 248H237V247H236ZM198 249H199V248H198ZM198 249H196V250H198ZM201 249L203 250V246L201 247ZM210 249L213 250L214 247H213V249H212V248H210ZM219 249L216 248V252H218L217 250H219ZM233 249H234V248H233ZM233 249H232V250H233ZM239 249H240V248H239ZM157 250H158V249H157ZM172 250H173V249H172ZM235 250H236V249H235ZM245 250H246V249H245ZM253 250H254V248H253ZM261 250H262V249H261ZM160 251H161V250H160ZM179 251H181V250L179 249ZM204 251H205V250H204ZM223 251H224V249L221 250L222 253H223ZM228 251H229V255H231L233 252H234V254H236L235 251H232V252H231V249H230V250L228 249ZM246 251H247V250H246ZM161 252H162V251H161ZM184 252H185V251H184ZM198 252H199V251H198ZM205 252H206V251H205ZM208 252H209V249H208V251H207L206 253H208ZM221 252H220V253H221ZM224 252H225V251H224ZM230 252H231V254H230ZM242 252H243V251H242ZM255 252H258V251H255ZM259 252H260V251H259ZM93 253L95 254V252H93ZM170 253H171V252H170ZM176 253H178V252H176ZM176 253H175V255H176ZM180 253H181V252H180ZM213 253H214V252H213ZM245 253H246V252H245ZM253 253H254V252H253ZM262 253L264 254V252H262ZM262 253H261V255H262ZM84 254H85V253H84ZM84 254H83V256H84ZM98 254H99V253H98ZM156 254H157V253H156ZM168 254H169V253H168ZM194 254H195V253H194ZM215 254H218V253H215ZM234 254H233V255H234ZM250 254H251V253H250ZM254 254H256V253H254ZM257 254H258V253H257ZM259 254H260V253H259ZM86 255H87V254H86ZM200 255H201V254H200ZM200 255H199V256H200ZM227 255H228V254H227ZM233 255H231L232 258H235V257H233ZM96 256H98V255H96ZM164 256H165V254H164ZM181 256H182V255H181ZM204 256H206V255H204ZM207 256H208V255H207ZM207 256H206V258H207ZM236 256H237V258H239V259H240L241 257H243V258H241L242 261H243V259H245V255L242 256V255H239V254H238V255H236ZM238 256H239V257H238ZM252 256H253V255H252ZM259 256H260V255H259ZM87 257H88V256H87ZM104 257H105V256H104ZM159 257H162V255H160ZM165 257H166V256H165ZM165 257H164V258H165ZM171 257H172V256H171ZM192 257H193V255H192ZM192 257H191V258H192ZM212 257H215V256H212ZM223 257H224V256H223ZM248 257H249V255H248ZM154 258H155V257H154ZM166 258H167V257H166ZM178 258H179V257H178ZM181 258H183V257H181ZM227 258H228V256H227ZM251 258H252V257L250 256V259H251ZM253 258H255V256H254ZM92 259H93V258H91V260H92ZM94 259H96V261H97V258H94ZM170 259H171V258H170ZM175 259H176V258H175ZM204 259H205V257H204ZM214 259H215V258H214ZM250 259H249V258H248V259H245V260H246V262L244 261L245 264H260L259 261H257V260L260 259V258H258L257 256H256V260L253 259V261H249ZM84 260H85V259H84ZM89 260H90V259H89ZM150 260H151V259H149V263H151ZM181 260H182V259H181ZM181 260H180V261H181ZM199 260H201V259L199 258ZM221 260H222V259H221ZM221 260H220V261H221ZM223 260H224V259H223ZM223 260H222V261H223ZM233 260H234V259H233ZM247 260H248V261H247ZM157 261H158V260H157ZM167 261H168V260H167ZM176 261H177V260H176ZM178 261H179V260H178ZM194 261H195V259H194ZM194 261H192V264L195 263ZM202 261H204V260H202ZM202 261H201V263H202ZM227 261H229V260H227ZM238 261H239V260H238ZM238 261H237V262H238ZM240 261H241V260H240ZM242 261H241V262H242ZM261 261H264V260L260 259V262H261ZM100 262H101V261H100ZM155 262H156V261H155ZM184 262H185V261H184ZM193 262H194V263H193ZM205 262H207V261H204L203 263L205 264ZM209 262H210V261H209ZM215 262H216V261H215ZM88 263H89V261H88ZM157 263H158V262H157ZM157 263H156V264H157ZM159 263H160V259H159ZM162 263H163V262H162ZM170 263H171V262H170ZM174 263H175V261H174ZM174 263H173V264H174ZM182 263H183V262H182ZM182 263H181V264H182ZM201 263H200V264H201ZM203 263H202V264H203ZM207 263H208V262H207ZM207 263H206V264H207ZM220 263H221V262H220ZM223 263H224V262H223ZM223 263H221V264H223ZM228 263H231V262H228ZM263 263H264V262H263ZM263 263H262V264H263ZM146 264H147V262H146ZM166 264H167V263H166ZM171 264H172V263H171ZM175 264H176V263H175ZM209 264H210V263H209ZM218 264H219V262H218ZM226 264H227V263H226ZM241 264H243V263H241Z\"/></svg>",
  "mask_w": 264,
  "mask_h": 264
}]
</instances>
